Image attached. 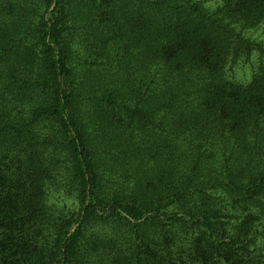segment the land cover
Instances as JSON below:
<instances>
[{"label":"trees","instance_id":"obj_1","mask_svg":"<svg viewBox=\"0 0 264 264\" xmlns=\"http://www.w3.org/2000/svg\"><path fill=\"white\" fill-rule=\"evenodd\" d=\"M264 0H0V264H264Z\"/></svg>","mask_w":264,"mask_h":264},{"label":"rangeland","instance_id":"obj_2","mask_svg":"<svg viewBox=\"0 0 264 264\" xmlns=\"http://www.w3.org/2000/svg\"><path fill=\"white\" fill-rule=\"evenodd\" d=\"M256 32H258L257 35L264 38V28H258Z\"/></svg>","mask_w":264,"mask_h":264}]
</instances>
